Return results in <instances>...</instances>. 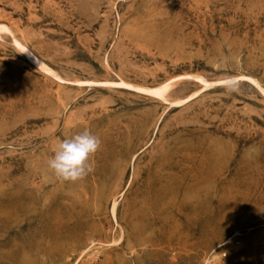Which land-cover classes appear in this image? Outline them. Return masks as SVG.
I'll use <instances>...</instances> for the list:
<instances>
[{
    "label": "rangeland",
    "instance_id": "obj_1",
    "mask_svg": "<svg viewBox=\"0 0 264 264\" xmlns=\"http://www.w3.org/2000/svg\"><path fill=\"white\" fill-rule=\"evenodd\" d=\"M0 23V264H264L256 86L75 83L264 89V0H0ZM85 129L94 170L61 182L47 161Z\"/></svg>",
    "mask_w": 264,
    "mask_h": 264
},
{
    "label": "clouds",
    "instance_id": "obj_2",
    "mask_svg": "<svg viewBox=\"0 0 264 264\" xmlns=\"http://www.w3.org/2000/svg\"><path fill=\"white\" fill-rule=\"evenodd\" d=\"M238 86L239 82L235 78H227L223 83V87L229 93L236 92ZM100 145V138L85 129L61 140L47 161L48 168L61 182L83 180L94 170L91 158L99 150Z\"/></svg>",
    "mask_w": 264,
    "mask_h": 264
},
{
    "label": "bare ground",
    "instance_id": "obj_3",
    "mask_svg": "<svg viewBox=\"0 0 264 264\" xmlns=\"http://www.w3.org/2000/svg\"><path fill=\"white\" fill-rule=\"evenodd\" d=\"M5 32L10 33L9 28L5 24L0 23V33H5ZM13 45L19 52L23 54L24 57L27 58V60L30 63L35 65L37 68H39L43 72L50 74V75L52 74L51 69L44 62H42L39 58H37L23 43L19 42L16 38H13ZM25 50H27V52H24ZM230 78H235L237 81H246V82L252 83L254 86L258 88V90L260 91L261 95L264 98V89L255 79L248 77V76H244V75L234 76ZM181 79L191 80V81H194L195 83H199L201 86H203L204 89L208 88L209 86L213 84L223 85L224 81L226 80L225 79L222 81L221 80L216 81V83H208L199 75L185 74V75L177 76L173 79L164 81L153 87L133 85L128 82H125L124 80L120 78L117 81H112V82L98 83V82H92V81H76L75 83H77L80 86H90V87L91 86H103V87L118 88V89H123V90H134L143 96H148L162 103H168L169 105H180L186 102L187 100H189L193 95L185 99H182V100L179 99L175 102H169L166 95H167L168 90L172 87L173 83L178 80L180 81ZM115 206H116V203L114 201L112 204L113 214H114Z\"/></svg>",
    "mask_w": 264,
    "mask_h": 264
}]
</instances>
